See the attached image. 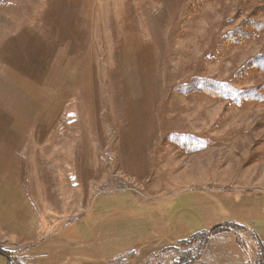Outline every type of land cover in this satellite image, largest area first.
I'll list each match as a JSON object with an SVG mask.
<instances>
[{"label": "rangeland", "instance_id": "obj_1", "mask_svg": "<svg viewBox=\"0 0 264 264\" xmlns=\"http://www.w3.org/2000/svg\"><path fill=\"white\" fill-rule=\"evenodd\" d=\"M261 57L264 0H0V264H264Z\"/></svg>", "mask_w": 264, "mask_h": 264}, {"label": "trees", "instance_id": "obj_2", "mask_svg": "<svg viewBox=\"0 0 264 264\" xmlns=\"http://www.w3.org/2000/svg\"><path fill=\"white\" fill-rule=\"evenodd\" d=\"M258 65L264 66V57L258 59ZM198 88L207 91L220 98H228L234 101V103H241L246 97L253 96L256 98L258 95L253 91H242L229 86L227 83H220L215 81L202 80L198 83ZM187 145H191L195 142V138L192 136L184 135V140Z\"/></svg>", "mask_w": 264, "mask_h": 264}, {"label": "crops", "instance_id": "obj_3", "mask_svg": "<svg viewBox=\"0 0 264 264\" xmlns=\"http://www.w3.org/2000/svg\"><path fill=\"white\" fill-rule=\"evenodd\" d=\"M199 139V138H198ZM203 143H204V141H203ZM204 145V144H203ZM202 147H204V146H202ZM201 147V148H202ZM131 251H122V252H120V255H122V256H126L127 257V255L130 253ZM128 253V254H127ZM140 255L141 256H143V255H145V251H140ZM129 256V255H128ZM147 256V255H146ZM130 257V256H129ZM126 262H127V260H125ZM128 263V262H127ZM123 264V263H122Z\"/></svg>", "mask_w": 264, "mask_h": 264}]
</instances>
